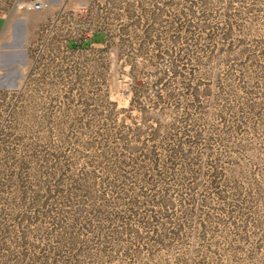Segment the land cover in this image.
I'll return each mask as SVG.
<instances>
[{"label":"rangeland","instance_id":"374dc122","mask_svg":"<svg viewBox=\"0 0 264 264\" xmlns=\"http://www.w3.org/2000/svg\"><path fill=\"white\" fill-rule=\"evenodd\" d=\"M49 1L2 29L33 14L0 70V264H264V0ZM61 6L86 48L37 34ZM136 127L184 144L121 180Z\"/></svg>","mask_w":264,"mask_h":264},{"label":"trees","instance_id":"16d2710c","mask_svg":"<svg viewBox=\"0 0 264 264\" xmlns=\"http://www.w3.org/2000/svg\"><path fill=\"white\" fill-rule=\"evenodd\" d=\"M97 35V36H96ZM99 34H95L94 40L96 42H100L101 39L98 38ZM88 44H84L82 41L81 43L74 44L73 47L75 48H86ZM131 139L130 142L124 145L123 150H121L118 154L112 153L111 158L109 159V165L116 167L117 170H122L119 174V179L126 180L127 173L125 171V168L127 166L129 168L137 167L138 170L144 169L146 167L152 168L158 164H160L161 161H163L161 155H164L166 158H172L175 157L176 154L180 152V146L184 144V140L182 138L177 140H172L170 144H172L168 148H164V150H158L157 147V141L159 139L160 129L155 128L153 131H151L149 134H145L144 131L140 129V127H136L130 130ZM156 141L150 145V142ZM148 168V169H149ZM82 176H76L75 179H72L73 183L80 184L85 177V173L81 174ZM62 178L65 179H71V175H62ZM82 177V178H80ZM91 199H93V196H89ZM79 216L82 215L81 210H77V213H75ZM87 214V213H86ZM85 214V215H86ZM99 213H94L93 215H96ZM78 217V216H77ZM76 219V218H75ZM73 220V222L75 221ZM66 230H71L70 228ZM77 235L74 233L70 236H68V241H70V244H77L76 240ZM60 256H58L59 258Z\"/></svg>","mask_w":264,"mask_h":264},{"label":"built area","instance_id":"2783aa9c","mask_svg":"<svg viewBox=\"0 0 264 264\" xmlns=\"http://www.w3.org/2000/svg\"><path fill=\"white\" fill-rule=\"evenodd\" d=\"M49 7H51L49 0H0V19L7 22L12 20L17 14L42 12ZM87 11V6L81 4L78 14H87ZM74 21H76V12L61 6L55 10L52 18L42 25L37 34H45L47 39L52 34H66L57 40V43L61 46L67 47L71 40L74 44L81 43L85 34H92L93 32L92 30L87 32L82 29H74ZM70 34L78 35L71 36ZM47 39L45 44L50 41V38Z\"/></svg>","mask_w":264,"mask_h":264},{"label":"crops","instance_id":"0c3cea01","mask_svg":"<svg viewBox=\"0 0 264 264\" xmlns=\"http://www.w3.org/2000/svg\"><path fill=\"white\" fill-rule=\"evenodd\" d=\"M51 4H52L51 5L52 8H56V6H58V4H59V1L57 3H51ZM32 15L33 14H28V15H26V18L25 17L21 18L22 20H20L21 21L20 23H22V24L20 26V29L22 31H20V33H18V34H23L24 28H27V30L29 29V21H30ZM5 22H6L5 20L0 19V42L2 40V42H1L2 47L1 48L3 49V53H4L5 58H6V59H4L3 64L1 63V68H0L1 72L4 71V67L7 68L8 66H12V65L15 66V64H17L19 62L18 59L26 60V58H27L26 57L27 54H25L26 52L22 51V49L24 48V45H23L24 39L23 38H19L18 40L10 41L8 39V37L5 36L3 39L4 35L2 33V29L4 27ZM12 34H16V33H12ZM24 50H25V48H24ZM21 64H24V63H21ZM1 72H0V75H1Z\"/></svg>","mask_w":264,"mask_h":264},{"label":"water","instance_id":"95a60500","mask_svg":"<svg viewBox=\"0 0 264 264\" xmlns=\"http://www.w3.org/2000/svg\"><path fill=\"white\" fill-rule=\"evenodd\" d=\"M21 38H23V34L21 35Z\"/></svg>","mask_w":264,"mask_h":264}]
</instances>
